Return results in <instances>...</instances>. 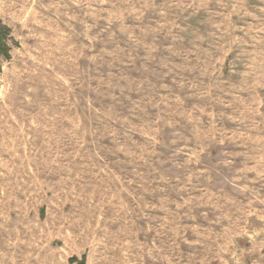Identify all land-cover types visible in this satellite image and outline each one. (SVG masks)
Instances as JSON below:
<instances>
[{
  "label": "rangeland",
  "instance_id": "1",
  "mask_svg": "<svg viewBox=\"0 0 264 264\" xmlns=\"http://www.w3.org/2000/svg\"><path fill=\"white\" fill-rule=\"evenodd\" d=\"M0 264H264V0H0Z\"/></svg>",
  "mask_w": 264,
  "mask_h": 264
}]
</instances>
